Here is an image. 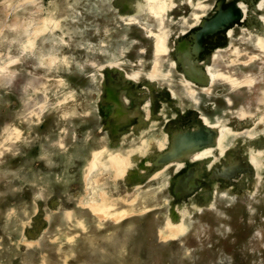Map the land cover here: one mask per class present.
Segmentation results:
<instances>
[{
  "label": "rangeland",
  "instance_id": "obj_1",
  "mask_svg": "<svg viewBox=\"0 0 264 264\" xmlns=\"http://www.w3.org/2000/svg\"><path fill=\"white\" fill-rule=\"evenodd\" d=\"M0 264H264V0H0Z\"/></svg>",
  "mask_w": 264,
  "mask_h": 264
},
{
  "label": "bare ground",
  "instance_id": "obj_2",
  "mask_svg": "<svg viewBox=\"0 0 264 264\" xmlns=\"http://www.w3.org/2000/svg\"><path fill=\"white\" fill-rule=\"evenodd\" d=\"M95 210V209H94ZM97 212V211H96Z\"/></svg>",
  "mask_w": 264,
  "mask_h": 264
}]
</instances>
